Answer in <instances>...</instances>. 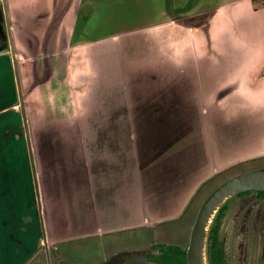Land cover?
<instances>
[{
    "label": "rangeland",
    "instance_id": "obj_1",
    "mask_svg": "<svg viewBox=\"0 0 264 264\" xmlns=\"http://www.w3.org/2000/svg\"><path fill=\"white\" fill-rule=\"evenodd\" d=\"M0 23L10 57L35 56L18 55V72L38 168L43 137L62 135L53 169L62 159L74 194L93 182L98 195L62 202L69 239L42 235L36 264L185 246L206 195L264 165V0H0ZM47 62L57 89L27 96L31 64L42 74ZM259 230L239 234L244 264H264Z\"/></svg>",
    "mask_w": 264,
    "mask_h": 264
},
{
    "label": "crops",
    "instance_id": "obj_2",
    "mask_svg": "<svg viewBox=\"0 0 264 264\" xmlns=\"http://www.w3.org/2000/svg\"><path fill=\"white\" fill-rule=\"evenodd\" d=\"M0 24L2 25V23ZM2 26L4 27V25ZM22 29L24 30V28ZM4 32V29H0V34H5ZM5 37H7L6 34ZM18 46L26 48L23 45V38L18 42ZM3 47L0 48V264H36L38 248L41 246L40 240L43 233L42 217L44 218L46 232L55 240L54 242L69 239V237H64L63 235V231L65 232L67 229L66 223L61 224L62 220L58 219L59 216L62 217L64 205L62 202L64 203L67 200L68 202L66 203H70L68 208H71L76 201L79 205H83L86 192L88 202L93 201L94 203L95 199L98 200V195H96L94 183L91 182L90 185H93V189H90L89 185L82 195L79 193L80 190H77L78 195L76 196L74 194V190L77 189L76 185H69L73 174L68 176L69 172L62 159L59 158L61 161L57 164L59 169H53V161L55 159L51 147L53 144L64 141L62 135L55 136L51 134V136H48L46 134L43 137V143L46 146L44 148L45 151H43V162H41L40 158L38 168L37 158L35 159L36 174L34 173L27 137H25L26 143L24 140L22 141L21 122H23L24 127L22 111L18 109V104L13 102L12 77L14 76L13 70L15 73L14 57H10V54ZM21 49H18V52L16 51L15 53L17 65L22 64L18 55H24V60H31L32 57H35L31 54L32 57L27 56ZM42 63L45 65V62ZM33 64H31L33 69L28 74L32 83H30V90L27 91V96L33 93L38 96H44L43 93L46 91L49 94L48 90L51 86H54L51 81L53 78L51 68L47 69L49 62L41 70L42 74L39 73V70L34 69ZM61 78V86L66 85L65 74ZM57 87L58 85L56 84L52 88L57 89ZM25 107H27L26 103ZM64 171L67 172L66 181L62 184L60 176ZM57 172L58 174L56 175ZM93 172L94 174L92 175L94 176L95 167ZM81 174H86L89 178L87 171L81 172ZM37 177L43 206L42 213L45 214L43 216L37 195ZM69 179L70 182L68 181ZM76 181H79V179ZM93 210L94 215L98 216L95 213V207ZM100 224L102 223L100 222ZM100 224L98 223L100 229H103V226H106V228L109 226L106 221L102 225Z\"/></svg>",
    "mask_w": 264,
    "mask_h": 264
},
{
    "label": "flooded vegetation",
    "instance_id": "obj_3",
    "mask_svg": "<svg viewBox=\"0 0 264 264\" xmlns=\"http://www.w3.org/2000/svg\"><path fill=\"white\" fill-rule=\"evenodd\" d=\"M259 190L262 189H247L237 192L222 203V206L216 211L208 229V232L210 231V242H208L207 234V258L208 250L212 252L214 246L216 252L218 251L219 256L221 257V264H244L243 261L245 260V254L243 249L242 251L240 249L242 248L243 243L247 244L250 239L242 238V236H239V234L245 233L251 228L259 232V229L262 228L263 232L260 241H264V193L259 192ZM194 220L192 221L189 230V238ZM42 232L43 237L46 236V232L43 230ZM238 236L240 238H238ZM257 240L253 241V243H256ZM170 244L184 248L186 251L189 244V239L188 244L185 246H182L178 243L158 242L151 240L145 247L130 250H117L111 253L100 264H103L118 252L132 250L142 251V257L140 260H126L119 264H168L165 262V259H170L172 255L177 253L175 249L164 248L165 245ZM218 244L220 249L217 248ZM262 250L264 253V246ZM174 261L175 264H180L177 257L174 258ZM58 262L62 261L58 260ZM47 264L49 263L47 262Z\"/></svg>",
    "mask_w": 264,
    "mask_h": 264
},
{
    "label": "water",
    "instance_id": "obj_4",
    "mask_svg": "<svg viewBox=\"0 0 264 264\" xmlns=\"http://www.w3.org/2000/svg\"><path fill=\"white\" fill-rule=\"evenodd\" d=\"M12 54L14 57V67L16 74V81L18 85V91L20 94V105L23 115L25 133L28 140V145L30 148V160L34 173L36 174L35 157L33 150L31 149V137L29 132V124L26 116L24 95L21 89L20 76L18 72V65L15 59V52L12 49ZM38 200H40L41 205V195L40 186L37 177L36 181ZM247 189H262L264 190V165L256 166L244 171L237 172L231 176L224 179L218 185H216L203 199L194 223L192 225L189 244L186 249V261L187 264H208L206 256V239L208 234V229L210 223L219 209L221 204L229 198L231 195L247 190ZM217 206L216 211L214 208ZM43 212L41 205V213ZM42 228L46 232L44 218L42 217ZM142 257V251L132 250V251H121L114 254L111 258L105 261L103 264H119L126 260H140ZM54 264H74L67 262H58Z\"/></svg>",
    "mask_w": 264,
    "mask_h": 264
},
{
    "label": "trees",
    "instance_id": "obj_5",
    "mask_svg": "<svg viewBox=\"0 0 264 264\" xmlns=\"http://www.w3.org/2000/svg\"><path fill=\"white\" fill-rule=\"evenodd\" d=\"M173 18H174V16L171 17V19H173ZM5 43H6L5 34H0V48H2L5 45ZM259 192L264 193V190H259ZM221 206H222V204H221ZM208 242H210V231L208 232ZM213 245H214V243H213ZM164 248L175 249L177 251V253L175 255H172V257H171L172 259L171 258L165 259V262H167L168 264H175L174 258L177 257L180 264H187L186 251L184 248H181L177 245H172V244L165 245ZM217 248L220 249L219 244H218ZM207 259H208V264H221V257L219 256L218 251L216 252L214 246H213L212 252H210L208 250V258Z\"/></svg>",
    "mask_w": 264,
    "mask_h": 264
},
{
    "label": "bare ground",
    "instance_id": "obj_6",
    "mask_svg": "<svg viewBox=\"0 0 264 264\" xmlns=\"http://www.w3.org/2000/svg\"><path fill=\"white\" fill-rule=\"evenodd\" d=\"M216 209H217V206L214 208V211H216Z\"/></svg>",
    "mask_w": 264,
    "mask_h": 264
}]
</instances>
